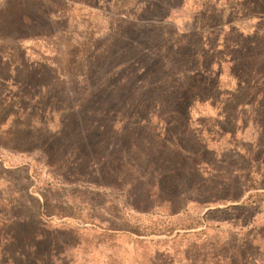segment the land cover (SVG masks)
Wrapping results in <instances>:
<instances>
[{
  "label": "rangeland",
  "instance_id": "rangeland-1",
  "mask_svg": "<svg viewBox=\"0 0 264 264\" xmlns=\"http://www.w3.org/2000/svg\"><path fill=\"white\" fill-rule=\"evenodd\" d=\"M219 28L217 144L191 96ZM3 162L0 264H264V0H0Z\"/></svg>",
  "mask_w": 264,
  "mask_h": 264
},
{
  "label": "crops",
  "instance_id": "crops-1",
  "mask_svg": "<svg viewBox=\"0 0 264 264\" xmlns=\"http://www.w3.org/2000/svg\"><path fill=\"white\" fill-rule=\"evenodd\" d=\"M211 31L213 32L203 33V35H215L213 46L205 51L214 58L207 67L200 66L198 68L197 66V69L207 79H212L213 95L207 96L204 100L196 98L199 102L195 105L197 109H200V114H197L192 121L201 136L209 142H217V140L225 139V132L222 130L221 124L228 116L223 108L235 103L236 97L234 95L237 92L240 68L235 61L236 59L229 53V49L225 50L224 48L227 41L221 28ZM0 167L8 168L5 162L0 163Z\"/></svg>",
  "mask_w": 264,
  "mask_h": 264
},
{
  "label": "trees",
  "instance_id": "trees-1",
  "mask_svg": "<svg viewBox=\"0 0 264 264\" xmlns=\"http://www.w3.org/2000/svg\"><path fill=\"white\" fill-rule=\"evenodd\" d=\"M155 64H158V61H156ZM155 67H158V65ZM179 89L182 90L183 88L179 87ZM183 90H186V89H183ZM171 91H174V89H172ZM191 98H193V99L191 100L189 97H186V96L182 95L181 93L174 92V93L170 94L169 100H170V102H172V104H174V106H178L179 108L182 106V108H183L184 105L189 104L190 100H191V104H193V101L196 100L197 97L195 96V94H193V96H191ZM196 101H198V100H196ZM157 104H158L157 102L154 103V105L156 107H157Z\"/></svg>",
  "mask_w": 264,
  "mask_h": 264
}]
</instances>
